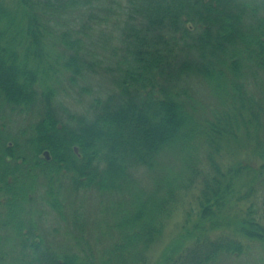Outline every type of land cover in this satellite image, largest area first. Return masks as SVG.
<instances>
[{
    "label": "trees",
    "instance_id": "obj_1",
    "mask_svg": "<svg viewBox=\"0 0 264 264\" xmlns=\"http://www.w3.org/2000/svg\"><path fill=\"white\" fill-rule=\"evenodd\" d=\"M9 1L0 0V114L37 119L29 134L0 127V264H150L178 212L181 230L154 264H264V0ZM89 74L110 85L79 116L61 89H84ZM198 84L216 96L211 113L190 94ZM239 135L256 164L225 169L219 156ZM168 150L179 158L173 177L157 162ZM158 164L163 178L146 198L113 201L123 213L98 256L85 223L63 209L60 175L118 194ZM189 193L194 220L182 209ZM51 209L76 243L48 242L39 219Z\"/></svg>",
    "mask_w": 264,
    "mask_h": 264
},
{
    "label": "rangeland",
    "instance_id": "obj_2",
    "mask_svg": "<svg viewBox=\"0 0 264 264\" xmlns=\"http://www.w3.org/2000/svg\"><path fill=\"white\" fill-rule=\"evenodd\" d=\"M10 1L12 4L15 0ZM52 82L54 81L52 80ZM62 85H64V83ZM80 85L85 86L87 89L84 88L81 90V87L78 85L69 86V90L61 89L63 95H61V98L64 104H67L72 109V111H74V113L82 116L81 114H85L87 109L90 107L91 100L97 90L101 88H103V90L107 89L110 83L107 79L99 75L95 76L89 74L87 75L86 79L83 78L80 81ZM190 94L194 95V102L197 104V109H199V112H204V114L211 113L209 105L216 104V96L214 94L212 95L205 85L198 84L195 91L193 90L190 92ZM36 119L37 118L34 116V111L32 110H25L22 113H19L17 110L11 112L3 110L2 114H0V127L6 129L7 131H12L13 134H19V132L29 134L31 131V125L36 121ZM25 136H22V138L25 139ZM247 143L249 142L246 141L245 137L239 135L238 140L232 142V148H227L224 152H222V155L219 156V160L225 169H227L229 166H234V164L240 160L247 158H249L251 161L253 160L252 155L250 157L247 155ZM176 156H178L176 153L168 150L162 153L157 160V162L160 163L162 167L164 164H166L165 172L170 177H173V175L177 174L175 170L179 167V158ZM252 162L253 164H256V161ZM160 164L146 170L144 169L145 167L140 168L137 173L139 180L137 179V182L134 185V190L126 189L125 191H122L118 194L95 193L94 195L91 194V191L85 189L77 190L72 186L73 182L71 179V173L66 172L60 175L58 181L56 182V186L61 188L60 196L62 202L66 204V207L64 206L63 209H66V215L68 217H71L72 214L79 215V220L85 223L87 229H85L83 232V238L94 244L96 254L98 256L104 254L107 248L114 241L113 236H115L116 230L111 227V223H114L115 218L123 213V208L121 205L113 208V201H119L121 204L123 203V207L125 208L128 204V199L132 198V194H141L143 191V197L146 198L147 194L153 188H156L159 177L163 178V174H161L162 167ZM252 180L253 178L251 179V182ZM241 182L242 177L239 179V184H245ZM65 189L70 190L71 194L65 192ZM162 194L163 192L161 190L156 193V197H162ZM140 200L141 198L139 197L137 199V203H139ZM36 205L41 207V204L39 203ZM196 207L197 200L194 194L189 193L182 204V209L185 210V213L186 210H189L193 213L191 220L196 219ZM113 209L115 211H113ZM51 212L53 214L45 215L44 213L41 216L39 219L41 222L40 226L44 229V232L46 233L45 236H48V242H50V244L55 247H59L58 249L67 247L70 243V238H72L71 241H74V229H71L72 227L70 226L72 223L69 222L67 218L63 219L60 215L55 214L52 209ZM183 221L184 219L182 215H179V212L175 214L173 219H171L170 225L167 227L163 236L159 238L152 247V257L150 264H154L162 257L163 251L181 230L180 228ZM74 242L76 243V241ZM248 255L245 256L246 259H248ZM232 259L233 258H231L230 261L228 260L229 264H243V262H238L239 260L234 259V261H231ZM252 262L255 264V260Z\"/></svg>",
    "mask_w": 264,
    "mask_h": 264
},
{
    "label": "water",
    "instance_id": "obj_3",
    "mask_svg": "<svg viewBox=\"0 0 264 264\" xmlns=\"http://www.w3.org/2000/svg\"><path fill=\"white\" fill-rule=\"evenodd\" d=\"M76 149H78V148H76ZM44 155L46 156V158H50L49 152L47 150L44 152Z\"/></svg>",
    "mask_w": 264,
    "mask_h": 264
}]
</instances>
